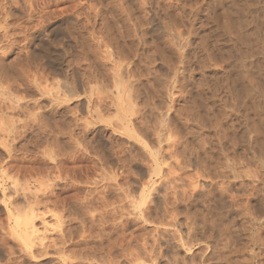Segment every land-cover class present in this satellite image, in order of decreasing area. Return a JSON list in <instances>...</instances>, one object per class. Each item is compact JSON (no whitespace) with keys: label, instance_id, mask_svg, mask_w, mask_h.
Listing matches in <instances>:
<instances>
[{"label":"rangeland","instance_id":"374dc122","mask_svg":"<svg viewBox=\"0 0 264 264\" xmlns=\"http://www.w3.org/2000/svg\"><path fill=\"white\" fill-rule=\"evenodd\" d=\"M4 173L75 264H264V0H0Z\"/></svg>","mask_w":264,"mask_h":264},{"label":"bare ground","instance_id":"6f19581e","mask_svg":"<svg viewBox=\"0 0 264 264\" xmlns=\"http://www.w3.org/2000/svg\"><path fill=\"white\" fill-rule=\"evenodd\" d=\"M119 95H121V92H119ZM123 127L125 131L130 130L129 122L127 119H124ZM150 154L154 161L153 171L159 172L161 169V162L158 158V153ZM3 175L4 176L2 177L0 176L1 200L7 213L8 225L10 226L9 230L12 233V236L14 235V237L17 238V240L20 242V246L22 249L21 251H24L33 259L42 258L55 253L56 255L62 257V261L65 264H75L74 261H78V256L75 257V255H77L76 253H73V256L67 255L68 252L72 251H70V247L67 248L66 246V235L61 232V234L59 233L57 237H54L53 239H51V241L47 236V233L51 232L52 226H61L59 216L53 213V211L49 210V206L54 202L52 201V198L49 196L47 197L46 195H38V193L30 191L26 184L20 185L15 178H8L9 175L6 173H4ZM6 179H9L11 181V183L9 181L10 187L8 188L10 191V195H7L5 193L7 188L5 189L3 183ZM42 206L45 209L44 211L41 209ZM48 217L52 219L54 225L51 222L47 221ZM55 224L58 225L55 226ZM183 245L185 247L187 246L186 243H183ZM188 251H191V247H189ZM152 257L153 256L149 257V260L147 259V261H150V263L144 261V264H160L159 262H161V260L158 257Z\"/></svg>","mask_w":264,"mask_h":264}]
</instances>
